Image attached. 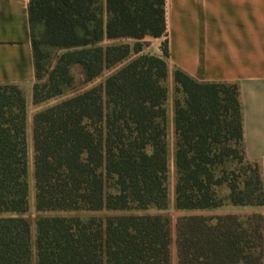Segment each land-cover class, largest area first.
<instances>
[{
  "label": "trees",
  "instance_id": "trees-1",
  "mask_svg": "<svg viewBox=\"0 0 264 264\" xmlns=\"http://www.w3.org/2000/svg\"><path fill=\"white\" fill-rule=\"evenodd\" d=\"M28 9L32 36L38 29L50 46L149 37L161 39L160 56L137 46L103 84L32 116L34 210L53 214L36 219L33 241L23 217L26 103L18 87L0 86V264H171L167 219L131 214L168 204L165 0H29ZM118 49L122 60L127 47ZM112 51L76 52L75 63L97 76ZM172 82L175 208L220 209L221 188L229 206L262 207L259 167L244 156L237 86L200 83L180 69ZM263 224L257 211L181 216L176 264H264Z\"/></svg>",
  "mask_w": 264,
  "mask_h": 264
},
{
  "label": "crops",
  "instance_id": "crops-1",
  "mask_svg": "<svg viewBox=\"0 0 264 264\" xmlns=\"http://www.w3.org/2000/svg\"><path fill=\"white\" fill-rule=\"evenodd\" d=\"M28 4L0 0V86L18 87L27 105L38 79ZM165 24L169 86L174 69L200 83L237 86L244 156L258 165L264 192V0H165ZM230 207L211 213L239 208ZM251 210L264 220V205Z\"/></svg>",
  "mask_w": 264,
  "mask_h": 264
},
{
  "label": "rangeland",
  "instance_id": "rangeland-1",
  "mask_svg": "<svg viewBox=\"0 0 264 264\" xmlns=\"http://www.w3.org/2000/svg\"><path fill=\"white\" fill-rule=\"evenodd\" d=\"M33 45L36 48L37 65H38V79L31 89V100L26 103V120H25V131H26V147H27V212L23 214V217L28 220L31 227V238L34 240L35 236V221L41 216H53V214H37L34 210V190H33V178H32V141H31V120L32 116L47 107H50L61 100L69 98L77 93L83 92L92 86L103 84L105 79L116 71L119 67L129 61L135 56V47H139L142 54H152L157 56L159 53L158 42L154 41L153 38H145L144 40L137 43L132 39H119L109 41L104 39L100 43L92 46H82L76 48H62L54 47L42 42L39 36V30L35 29L32 36ZM127 47V56L120 60L124 50L118 49ZM92 48H100L104 52L107 48H113L114 51L110 54L111 65L106 66L103 61V67L101 72L97 76H88L84 68L75 63L77 60L76 52L86 53ZM121 50V51H120ZM126 50V49H125ZM150 52V53H149ZM92 69V68H91ZM93 72L95 68L92 69ZM167 97L165 102L166 111L172 114L171 121L166 122V141L168 150V180H167V197L168 204L164 210L157 211L155 209H149L146 211L131 212L135 215H160L167 219L169 223L170 231V257L171 264H176V251H175V224L176 220L181 216L189 215H200L199 211H179L174 205V185H175V171L173 162L174 153V129H173V101H174V84H167ZM23 94V93H22ZM24 97V95H23ZM217 195L220 199L225 202V206L220 209L206 211L204 216H211V212H225L227 209H232L226 201L228 190L221 188L218 190ZM252 208H235V213L240 215H248ZM116 213L106 212H80L81 218L86 219L91 216L105 217L107 215H114ZM126 214V213H121Z\"/></svg>",
  "mask_w": 264,
  "mask_h": 264
}]
</instances>
